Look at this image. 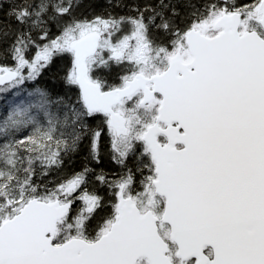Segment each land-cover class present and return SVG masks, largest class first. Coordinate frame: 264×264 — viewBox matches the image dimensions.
<instances>
[{"label":"snow or ice","instance_id":"1","mask_svg":"<svg viewBox=\"0 0 264 264\" xmlns=\"http://www.w3.org/2000/svg\"><path fill=\"white\" fill-rule=\"evenodd\" d=\"M0 264H264V0H0Z\"/></svg>","mask_w":264,"mask_h":264}]
</instances>
